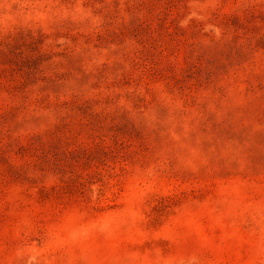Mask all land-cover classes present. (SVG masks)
<instances>
[{
  "label": "rangeland",
  "instance_id": "1",
  "mask_svg": "<svg viewBox=\"0 0 264 264\" xmlns=\"http://www.w3.org/2000/svg\"><path fill=\"white\" fill-rule=\"evenodd\" d=\"M0 264H264V0H0Z\"/></svg>",
  "mask_w": 264,
  "mask_h": 264
}]
</instances>
